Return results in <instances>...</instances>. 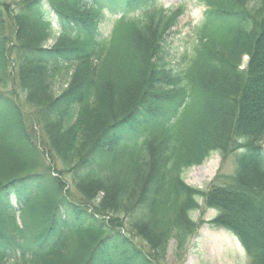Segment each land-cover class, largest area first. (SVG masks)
<instances>
[{
  "label": "trees",
  "instance_id": "obj_1",
  "mask_svg": "<svg viewBox=\"0 0 264 264\" xmlns=\"http://www.w3.org/2000/svg\"><path fill=\"white\" fill-rule=\"evenodd\" d=\"M157 1L0 0V119L11 124L15 148L26 140L32 144L30 122L11 91L18 87L25 101L38 108L37 121H50V127L61 119L73 121L72 136L79 141L69 159L73 178H91L97 168L101 190L119 184L124 196V187L141 177L143 185L148 181L140 188L147 201L161 193L169 204L181 195V209L195 206L193 195L203 197L218 210L214 224L239 241L248 264H264V0H204L189 59L174 67L165 59L167 28L158 22L167 20L172 27L178 11L168 16ZM8 4L12 33L4 31L1 16ZM107 14L116 18L105 36L101 26ZM53 30L60 39L43 46L39 36H52ZM94 58L99 61L95 76L87 68ZM64 63L76 64V74L66 90L52 96L47 72ZM99 93L109 97V117L87 143L74 132ZM157 131L156 155L152 152L150 165L141 166L147 159L142 134ZM232 151L237 152L236 167L229 183H212L205 193L184 185V169L200 165L212 153ZM40 178L39 173L15 172L0 182V209L12 218L0 224V256L14 264H41L40 254L60 241L59 203L43 237L20 240L25 228H18L14 215L43 185ZM69 205L70 216L91 219L85 207ZM114 228L98 238L80 264H93L97 253L127 245L126 232Z\"/></svg>",
  "mask_w": 264,
  "mask_h": 264
},
{
  "label": "rangeland",
  "instance_id": "obj_2",
  "mask_svg": "<svg viewBox=\"0 0 264 264\" xmlns=\"http://www.w3.org/2000/svg\"><path fill=\"white\" fill-rule=\"evenodd\" d=\"M157 4V7H163L168 16L178 11V19L173 27L167 20L158 22V26L167 28L163 44L166 61L173 67L183 66L189 59L195 41V29L202 22L205 2L158 0ZM1 11L4 31L12 33L11 5L8 4ZM49 18L56 28L53 15ZM115 18L107 14L103 19L101 28L105 36L111 34ZM32 36L33 41L34 37H38L36 33ZM39 37V42L45 47L52 46L60 39L57 31L52 36ZM246 60L243 57L242 64ZM98 62L96 58L87 61V68L93 76L97 74ZM76 69V64L66 63L60 67H49L48 85L52 96L66 90L76 74ZM11 91L21 104V112H24L27 122H30L28 124L32 144L26 140L22 148H15L11 124L0 119V182L15 172L39 173L43 182L33 193L26 208L18 210L14 215L18 228H25L19 231L20 240L25 242L30 238L43 237L54 204H60L56 220L60 241L53 250L40 254L38 258L41 259V264H80L98 238L109 230L112 232L113 227L120 232H126L127 245H121L106 255L97 253L93 264H248L239 241L229 231L214 224L218 210L211 208L203 197L193 195L195 206L181 209V204L185 201L181 195L169 204L168 198L161 193L155 200L147 201L140 188L146 187L148 181L143 185L141 177L131 187H124V196L118 191L119 184L101 190V184L96 178L99 172L97 168H94L91 178H73L75 176L69 171L79 142L72 136L73 121L61 119L53 128L50 127V121L39 122L35 119L38 108L25 101L24 94L18 87L12 86ZM99 95V99L96 96L88 104V113L78 126L77 132H74L77 136L81 135V139L83 137L87 143L109 117V97L104 93ZM142 136H145L146 145L143 157L147 159L142 161L141 166L144 162L150 165L148 159L152 152L156 155L158 148V131L144 132ZM236 156L237 152L233 151L212 153L200 165L184 169L180 178L185 186L197 188L204 193L210 189L212 183L226 185L232 180ZM140 167L135 168V173L139 172ZM43 174L46 178H43ZM55 179L56 183L49 181ZM69 203L85 207L92 215L91 219L70 216ZM7 221L12 222V218L9 213L0 209V224L5 225ZM130 249L139 254L138 258L130 257ZM0 264L14 263L0 256Z\"/></svg>",
  "mask_w": 264,
  "mask_h": 264
}]
</instances>
